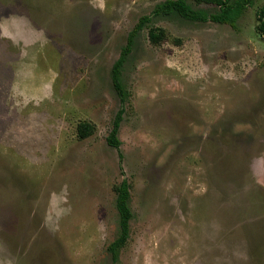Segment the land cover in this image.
<instances>
[{
	"label": "rangeland",
	"instance_id": "1",
	"mask_svg": "<svg viewBox=\"0 0 264 264\" xmlns=\"http://www.w3.org/2000/svg\"><path fill=\"white\" fill-rule=\"evenodd\" d=\"M162 1L0 0V264H264V0L236 27L153 15L123 66L121 145L107 142L113 64Z\"/></svg>",
	"mask_w": 264,
	"mask_h": 264
},
{
	"label": "trees",
	"instance_id": "2",
	"mask_svg": "<svg viewBox=\"0 0 264 264\" xmlns=\"http://www.w3.org/2000/svg\"><path fill=\"white\" fill-rule=\"evenodd\" d=\"M197 4H209L216 6L217 9L209 11L204 8L193 7L188 0H164L159 2L153 8L150 15H144L136 23L135 27L130 31L126 46L122 49L119 58L115 61L112 67V82L115 90L121 101V108L118 110L113 122L107 142L115 148L121 145L118 136L120 124L125 111L124 104L130 99V92L126 89L122 81L123 66L127 56L131 52V45L134 37L143 30L152 20V16L160 14H177L190 21H213L221 24H230L236 27L238 19L248 8L252 6L255 0H194ZM258 25L257 31L264 37V6L256 12ZM167 33L163 28L151 26L149 29V38L152 43L159 44L167 38ZM78 137L84 139L92 135L95 131V125L89 121H81L77 126ZM130 183L124 178L118 185L115 186L116 206L119 212L120 235L117 239L109 244V251L112 258L118 260L120 250L126 245L130 235V221L133 217V211L130 206L131 191Z\"/></svg>",
	"mask_w": 264,
	"mask_h": 264
}]
</instances>
